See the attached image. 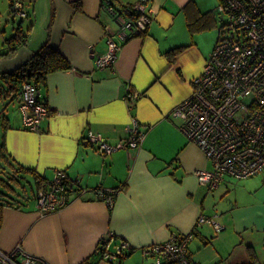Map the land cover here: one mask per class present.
<instances>
[{"label": "crops", "instance_id": "1", "mask_svg": "<svg viewBox=\"0 0 264 264\" xmlns=\"http://www.w3.org/2000/svg\"><path fill=\"white\" fill-rule=\"evenodd\" d=\"M8 1L0 0V52L7 51L5 41L18 27L11 5L21 1ZM26 1L28 8L21 3L30 17L22 18V26L34 23L29 43L15 56L0 58V76L26 63L47 41L72 69L49 75L40 88L50 115L39 132L27 130L22 118L13 122L7 112L6 166L25 167L48 181L64 171L79 188L57 212L41 215L36 202L7 207L0 251L20 246L48 264H83L96 262L100 241L113 234V247L126 241L133 248L116 264H144L152 259L143 248L193 233L195 264H264V172L242 180L226 176L216 190L201 184L196 173L213 164L172 116L193 94L194 79L221 38L207 44L200 39L222 23L220 0ZM137 3L153 18L148 32L118 39L122 48L115 65L98 68L95 58L107 51L106 26L115 32L120 27L107 5L129 10ZM178 48L183 50L173 55ZM128 91L140 97L127 100ZM134 120L145 133L137 149L103 155L88 140L92 132L118 144L129 138ZM98 189L118 190L113 207ZM202 215L225 229L198 226Z\"/></svg>", "mask_w": 264, "mask_h": 264}, {"label": "built area", "instance_id": "2", "mask_svg": "<svg viewBox=\"0 0 264 264\" xmlns=\"http://www.w3.org/2000/svg\"><path fill=\"white\" fill-rule=\"evenodd\" d=\"M13 9L26 18L23 4L13 1ZM119 17L116 32L106 26L107 51L95 58L98 68L113 67L121 51L120 40L139 37L148 32L152 16L146 5L137 3L132 10L107 5ZM222 36L216 44L203 73L194 79L193 94L173 111L182 121L181 130L212 162V170L196 173L199 182L211 190L219 188L226 176L248 179L264 172V0H220ZM225 16L228 22L224 23ZM224 34V35H223ZM140 94L128 91L126 99L136 100ZM18 109L25 128L39 132L50 108L42 99L41 89L31 81L23 84ZM129 138L112 145L90 132L88 140L97 150L108 155L117 150H133L141 146L145 133L134 120ZM79 181L58 171L51 181L40 184L36 196L41 215L66 208L72 201L73 188ZM79 188V187H77ZM83 193L85 189H80ZM118 190L100 189L97 194L110 207ZM208 224L217 232L225 228L213 218L202 215L197 225ZM193 233L174 235L170 240L142 249L150 264H195L190 245ZM115 236H105L97 246L94 264H116L131 246L122 241L113 247ZM0 264H48L42 258L25 252L20 246L11 253L0 251Z\"/></svg>", "mask_w": 264, "mask_h": 264}, {"label": "trees", "instance_id": "3", "mask_svg": "<svg viewBox=\"0 0 264 264\" xmlns=\"http://www.w3.org/2000/svg\"><path fill=\"white\" fill-rule=\"evenodd\" d=\"M13 1L11 7H13ZM129 10H132L131 8ZM27 13V17L29 18ZM34 26V23L30 22L26 27L20 24L15 33L6 39L5 45L7 46L6 52H0V58H10L17 54V52L26 47L30 40V32ZM193 26V23L190 24ZM183 48H178L172 51L173 55H178ZM72 69L70 60L58 49L53 48L47 41L43 44L38 51L23 65L17 69L5 72L1 74L0 80V126L2 127L3 135L0 138V186L4 190H0V232L4 221V212L7 207H18L22 202L15 199L5 191L15 192V185H21L20 179L24 175H32L35 178L38 186L48 181L44 177L37 174L35 171L27 169L25 167H16L14 171H9L7 164L9 163V156L7 155V146L5 143V133L11 129L10 119L7 115L8 108L11 104L18 102L19 95L22 90V86L25 82L31 81L39 88L46 86L48 76L59 71H67ZM78 190V189H77ZM100 190V189H98ZM95 191V193L98 192ZM73 191H76L73 188ZM79 191V190H78ZM133 248L128 251L132 252ZM128 253H125L128 255ZM125 256V255H124ZM123 256V257H124ZM121 257L120 261L123 259ZM93 258H95L93 256ZM90 260L85 261L83 264H94Z\"/></svg>", "mask_w": 264, "mask_h": 264}, {"label": "rangeland", "instance_id": "4", "mask_svg": "<svg viewBox=\"0 0 264 264\" xmlns=\"http://www.w3.org/2000/svg\"><path fill=\"white\" fill-rule=\"evenodd\" d=\"M20 1L24 4H26V7L28 8V5H29L28 1H26V0H20ZM6 2L9 4L8 0H6ZM219 13H221V12H219ZM16 22H17V26L22 24V17L18 16L16 18ZM227 22H228V17L225 16L224 23H227ZM10 24L14 25L12 22ZM12 25H10L9 27H11ZM222 33H223L222 32V23H219L218 27H215L212 30L206 31V33H204V35L201 36L200 39L203 41V44H207L212 38L215 37L217 39V38L221 37ZM0 45H2V44L0 43ZM8 115L13 122L22 118L21 113L18 109V102L13 103L9 106ZM0 133L1 134L3 133L1 126H0ZM20 181H21V185L13 184V187L15 188L14 193H12L10 191H5V192H7L9 195L13 196L15 199L22 201L26 205H28V203L31 205L34 204L36 202L38 187H37V183L34 180L33 176L32 175H24V177H22L20 179ZM0 190H4V188L0 186ZM145 263L150 264V263H152V260L150 262L148 260L147 262H144V264Z\"/></svg>", "mask_w": 264, "mask_h": 264}]
</instances>
